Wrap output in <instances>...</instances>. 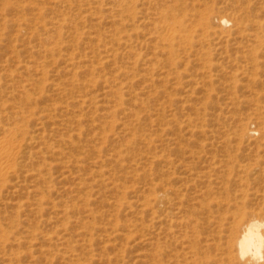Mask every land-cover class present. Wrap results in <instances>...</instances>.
<instances>
[{
  "label": "rangeland",
  "instance_id": "rangeland-1",
  "mask_svg": "<svg viewBox=\"0 0 264 264\" xmlns=\"http://www.w3.org/2000/svg\"><path fill=\"white\" fill-rule=\"evenodd\" d=\"M262 128L264 0H0V264H242Z\"/></svg>",
  "mask_w": 264,
  "mask_h": 264
},
{
  "label": "bare ground",
  "instance_id": "bare-ground-1",
  "mask_svg": "<svg viewBox=\"0 0 264 264\" xmlns=\"http://www.w3.org/2000/svg\"><path fill=\"white\" fill-rule=\"evenodd\" d=\"M228 22L229 20L226 17L220 18L219 21L220 25L224 27L227 25ZM176 24L177 28H180L181 30V24L177 22ZM178 29L175 30L180 31ZM256 41L259 42L258 40ZM262 132L264 135V128H262ZM2 167L0 165L1 170L3 169ZM253 221H264V219L259 217L257 213H249L248 215H246V217H243L241 221L237 224V227L235 229L234 242L232 245L234 246V250L237 252L236 255H238V257L239 253L249 252L255 249L259 243L261 226L259 224L253 223ZM4 233L5 232L1 234L4 235Z\"/></svg>",
  "mask_w": 264,
  "mask_h": 264
},
{
  "label": "clouds",
  "instance_id": "clouds-1",
  "mask_svg": "<svg viewBox=\"0 0 264 264\" xmlns=\"http://www.w3.org/2000/svg\"><path fill=\"white\" fill-rule=\"evenodd\" d=\"M261 226L257 247L249 252L239 253L242 264H264V221H253Z\"/></svg>",
  "mask_w": 264,
  "mask_h": 264
}]
</instances>
